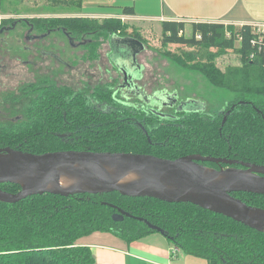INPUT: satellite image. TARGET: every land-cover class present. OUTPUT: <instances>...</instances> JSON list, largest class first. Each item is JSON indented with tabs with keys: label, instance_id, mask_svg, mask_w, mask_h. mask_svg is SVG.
Here are the masks:
<instances>
[{
	"label": "trees",
	"instance_id": "16d2710c",
	"mask_svg": "<svg viewBox=\"0 0 264 264\" xmlns=\"http://www.w3.org/2000/svg\"><path fill=\"white\" fill-rule=\"evenodd\" d=\"M83 1L50 0L54 9L61 6L77 12L83 11ZM122 12L132 13V7H122ZM25 20L40 31H64L72 41L87 34L93 36L91 41L83 40L90 56L96 54L92 43L101 36L131 37L143 43L141 33L127 32L126 24L118 17L98 20L36 16ZM15 21L2 22L0 29ZM250 28L247 24L235 26L219 22H160L162 45L191 48L183 55L168 52L180 66L197 71L211 86L233 94L235 107L228 114L209 116L198 110L174 113L165 118L183 123L167 125L160 124L162 116L155 109L145 111L139 102L134 109L126 106L125 98L118 95L120 88H95L84 95L56 86L27 91L28 86L23 88V95L32 98L25 111L27 123L0 127V147L31 153L66 149L132 152L161 158L199 154L264 165V54L255 53L254 59L249 58L255 51L250 43ZM229 52L237 55L238 62L221 67L217 59ZM96 104L106 110L101 118L96 115L99 111ZM59 105L69 111L67 119H73L77 126L62 125L56 115L53 126L45 124L51 114L58 113ZM99 119L101 126L92 125ZM133 121L142 125L147 121L150 125L144 124V132ZM83 124L87 126L78 127ZM51 131H72L77 140L64 142ZM207 164L215 166V163ZM19 188L15 183L0 184V189L12 193ZM232 195L249 205L264 208V194L233 192ZM111 204L160 227L175 247L205 259L208 264H264L262 232L191 203L127 197L116 191L42 193L15 203L0 201V264H94L90 248L77 243L81 237L101 231L130 242L156 232L133 217L114 221L112 214L116 209Z\"/></svg>",
	"mask_w": 264,
	"mask_h": 264
},
{
	"label": "water",
	"instance_id": "95a60500",
	"mask_svg": "<svg viewBox=\"0 0 264 264\" xmlns=\"http://www.w3.org/2000/svg\"><path fill=\"white\" fill-rule=\"evenodd\" d=\"M115 43L127 45L133 57L144 48L143 43L131 37L112 36L110 44L114 49ZM134 67L137 65L129 69L120 68L123 82L119 88H129L148 103L161 97V94L145 95L135 87V81L141 78V74L136 77ZM200 162L227 164L230 167L215 169ZM237 164L244 168L231 166ZM126 173L132 177H123ZM62 177H71L76 184L59 186ZM2 183H15L20 187L14 193L0 189V201L5 203H15L42 193L68 195L116 191L127 197L191 203L264 233V208L249 205L232 195L233 192L264 194V165L237 159L199 154L167 159L145 153L75 149L31 153L1 147ZM110 206L116 209L112 214L114 221L133 217L164 235L160 227L146 219L134 217L112 204Z\"/></svg>",
	"mask_w": 264,
	"mask_h": 264
},
{
	"label": "rangeland",
	"instance_id": "374dc122",
	"mask_svg": "<svg viewBox=\"0 0 264 264\" xmlns=\"http://www.w3.org/2000/svg\"><path fill=\"white\" fill-rule=\"evenodd\" d=\"M58 8L54 9L50 0H2L0 24L5 21L10 23V21L17 20L12 23L15 28H7L10 30L0 35V64L2 67L0 70V83L1 85L6 84L7 93L12 94V96H9L11 98L8 99L9 109L12 110L10 119L15 120L20 113L26 111V107L29 105L28 102L32 100L27 95H23V88L29 86L30 88L27 91H30L36 87L38 89L42 88L45 82L56 83L48 79L43 80V82L41 79H35V77L40 78L41 75L45 74L43 70H32L30 64L22 63L33 54V44L24 40L27 29L20 21L23 18L29 19L40 14L53 16L51 13H55V17H90L83 15V11H68L61 6H58ZM91 11L92 9H84V12ZM91 18L101 20L104 17ZM121 21L126 24L127 32L132 33L134 30H138L142 36L144 48L136 55L135 65L138 68L134 67L133 69L136 77L141 74V78L135 81L134 85L143 94L150 96L161 94L160 102L162 103H166L164 99L170 97L172 101L168 103L169 105H176L180 102L187 106L195 104V108L209 116L223 113L232 103V93L211 86L197 71L180 66L171 57L172 53L183 55V52L191 51V48L174 44L162 45L160 22L124 19H121ZM186 34H188V31H186ZM111 37L101 36L98 40H94L91 46L95 47L96 54L92 56L88 54L89 47L83 41H91L93 39L91 35L87 34L83 37L84 39L80 40L76 38L74 40L75 45L71 47L68 46L67 36L60 31L50 32L45 37V43L55 45L53 50L55 55L70 63V68L69 66H58L57 64L58 67L55 66V72L58 70L61 71V74H64L61 75L65 78L62 80L63 84L70 91L89 94L94 88L109 86L112 89H119L123 82L122 74L116 67L119 64L116 63L115 65L111 61L114 55L110 46ZM25 46L30 49L28 50L29 53L25 52ZM115 47L120 50H127L118 43L115 44ZM114 51L117 50L114 49ZM44 61H42V66L48 63L47 59ZM217 62L223 67L225 64L238 62V57L235 53L229 52L219 57ZM51 72L55 74L54 71ZM61 83L58 82L57 85H62ZM119 91L118 95L127 97L125 99L126 103L133 104L139 101L137 99L139 98L138 95L135 97L122 89ZM3 97L4 93L0 92V99H3ZM13 98L14 100H12ZM167 110L163 107L161 111L166 112ZM14 122V124L18 123L17 121ZM20 123L25 124V118ZM160 234L159 232L154 233L153 237L161 238Z\"/></svg>",
	"mask_w": 264,
	"mask_h": 264
},
{
	"label": "crops",
	"instance_id": "0c3cea01",
	"mask_svg": "<svg viewBox=\"0 0 264 264\" xmlns=\"http://www.w3.org/2000/svg\"><path fill=\"white\" fill-rule=\"evenodd\" d=\"M132 7V13L122 7ZM83 15L138 21L219 22L240 26L264 23V0H84ZM84 9H92L84 12ZM149 233L130 242L110 232L96 231L77 240L88 246L94 264H208L180 249L161 235Z\"/></svg>",
	"mask_w": 264,
	"mask_h": 264
},
{
	"label": "flooded vegetation",
	"instance_id": "af4514ba",
	"mask_svg": "<svg viewBox=\"0 0 264 264\" xmlns=\"http://www.w3.org/2000/svg\"><path fill=\"white\" fill-rule=\"evenodd\" d=\"M39 16H44V15H39ZM47 16L48 17H51L52 15L50 16V14H48ZM20 23H22L26 27V29H27L26 30V33L24 35V40L26 42H28V43H32L33 44V46H32L33 47L32 48L33 49V51H32L33 54H31L30 57L26 58V61L25 62H22V63H24V64H30L32 66V70L33 69H36V70L37 69H39V70L42 69L43 70V72L45 74L41 75L40 78L35 77V79H41L42 82H43V80H47V79L56 82V83H51V82L46 83L45 82L43 86H56V87H64V88H67L66 85L63 84L64 82L62 81L65 78L63 76H61V75H64V74H61V71H58V70H56V72H55V66H57V65L58 66L61 65V66H64V67H68L69 66V68H70V63L67 60L63 59L62 57L55 55V53H54L55 51L53 52V50L55 49L54 48V46H55L54 44H47V43H45V37L50 32H53V31H60L61 32V30H59V29H57V30H49L48 29V30H45V31H40V30H38L37 27H34L33 25H30L24 18H23L22 21H20ZM7 28L13 29V28H15V25L10 24L8 26H5V28L0 29V30H2L0 32V35L2 33L6 32V31L10 30V29H7ZM62 32H64V31H62ZM67 38H68V41H69L68 42V46L69 47L73 46L74 41H72L71 39H69L68 36H67ZM115 44H114V47H115ZM118 44H120V43H118ZM121 45H122V47H125L127 50H120L119 48H116L115 47V49L117 51H114V49L112 48V45L110 44L111 51L114 52V55H113V58H111V61L113 63H115V65H116V63L119 64V66H116V67H118L117 69L119 71H120V68H122V69H129V68H132L133 66H135V64H136V55H137L136 54L133 57L130 54L129 47L127 45H123V44H121ZM24 50L27 53L30 52V51H28L30 49L27 48V47ZM45 59L48 60V63L47 64H44L42 66V64H43L42 61H44ZM1 68L2 67H1V64H0V70H1ZM51 71H54L55 74L53 72H51ZM38 81H40V80H38ZM58 82H62L61 83L62 85H60V84L57 85ZM0 86H1L0 92H3L4 93L3 99H0V127H9V126H12L15 123L14 121H17V122L24 121V118L25 117H28V115L25 114L26 113L25 111L23 113H20V115H18L15 120L10 119V115H11L12 110L9 109V105L10 104L8 103L9 96H8V93H7L8 91L6 89V84L1 85V83H0ZM122 90L130 93L131 95H133L135 97H137L134 94V92H132L129 88L128 89L127 88L126 89L123 88ZM80 94H84V95L86 94L87 95L88 93H81L80 92ZM122 97L125 98V99H127V97H124V96H122ZM137 99L140 101V102L138 101L139 102L138 105H140L141 107H143L145 111L153 110V109L157 110V112L159 113V115L162 116V119H160V124L165 123L167 125H180L183 122H180V121H170V120H167L166 119L167 117L165 118V116L166 115H170V114H174V113H180V112L181 113H184V112H189V111H195V104L194 105L187 106L186 104H183V103L180 102V103H178L176 105L175 104L174 105H169L168 103L172 101L170 97H167L166 99H164V101L166 103L160 102V100H161L160 97H158V99L153 100L150 103L145 102V101H143L140 98H137ZM11 103H12V101H11ZM34 106H37V104H35ZM126 106H129V107H131V108L134 109L135 107H137V104H135V103H133V104L132 103H128ZM68 107L70 108V106H68ZM163 107L166 108V109H168V110L166 112L161 111ZM234 107H235V103H231L225 109V111L223 113L228 114L229 111L231 109H233ZM58 108H59L58 113L51 114V119L48 120V123H46L44 121L47 126H53L54 122H56V121H54L55 115H56V117L58 119L61 118L59 120L62 121V123H61L62 125H67L68 124V126H71V125H76L77 126V123L73 119L72 120L69 119V118L67 119V117L70 115L69 114V111L64 110L65 108L63 106H60V105L58 106ZM95 108H97L96 111L99 110L98 113L96 112L97 117L101 118L102 117V113L104 111H106L105 108H103V106L101 104H96ZM66 109L68 110V108H66ZM93 110H95V109H93ZM109 110H111V109L109 108ZM198 111H200V110H198ZM25 123H27L26 120H25ZM111 123H113V122H111ZM131 123H134L138 127L142 128V130L144 132H146V130L144 129L145 128V125H147V126L150 125V122H147V121H143L142 122L143 125L140 124L139 122H134V121L131 122ZM21 124H23V123H21ZM101 124H102V120H100V119L97 121V123H92V125H94V126H98V125L101 126ZM84 126H87V125L86 124H83V125L78 126V127H84ZM53 132L54 131H51V133H53ZM53 134L56 137H58L60 139H63L64 142H72L73 140H75L77 138L75 135H73V132L72 131L59 132V133L54 132ZM194 142H195V132H194ZM75 150H77V149H75ZM186 155H191V154L178 155L175 158H167V159H176V158L183 157V156H186ZM240 161H243V160H240ZM244 162H249V161H244ZM207 163L208 162H200V164H202V165H205V166H208V167H213L215 169H219V168L225 169L227 167H230V165H227V164H215V166H211V165H208ZM250 163H252V162H250ZM255 164H257V163H255ZM259 165H261V164H259ZM231 166H234V167H237V168H244L240 164L231 165Z\"/></svg>",
	"mask_w": 264,
	"mask_h": 264
},
{
	"label": "built area",
	"instance_id": "2783aa9c",
	"mask_svg": "<svg viewBox=\"0 0 264 264\" xmlns=\"http://www.w3.org/2000/svg\"><path fill=\"white\" fill-rule=\"evenodd\" d=\"M249 26L251 27L250 43L255 48V51L250 54L249 58L254 59L255 53L264 54V23L255 22L249 24ZM227 36H229V34H227ZM177 250V247H174L172 252L174 253Z\"/></svg>",
	"mask_w": 264,
	"mask_h": 264
},
{
	"label": "bare ground",
	"instance_id": "6f19581e",
	"mask_svg": "<svg viewBox=\"0 0 264 264\" xmlns=\"http://www.w3.org/2000/svg\"><path fill=\"white\" fill-rule=\"evenodd\" d=\"M123 177L128 178V177H132V175L130 173H126ZM75 184L76 181L71 177H62L59 180V186H70Z\"/></svg>",
	"mask_w": 264,
	"mask_h": 264
}]
</instances>
